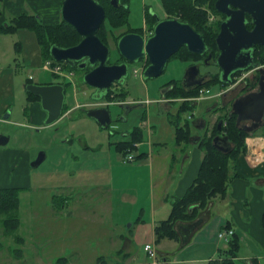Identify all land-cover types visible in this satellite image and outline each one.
I'll list each match as a JSON object with an SVG mask.
<instances>
[{
    "label": "rangeland",
    "instance_id": "obj_1",
    "mask_svg": "<svg viewBox=\"0 0 264 264\" xmlns=\"http://www.w3.org/2000/svg\"><path fill=\"white\" fill-rule=\"evenodd\" d=\"M61 3L59 0H0V9L4 12L0 13L4 17L0 24L10 23L14 16L22 12L41 16L44 22H60ZM143 3L149 4L162 17L168 14L163 0H130L131 13L128 14V18L134 26H140L144 21ZM203 8L207 11L209 23L215 25L218 20L223 19L221 14L214 12L207 5ZM116 58V55H112L111 61H115ZM46 61L42 58L38 38L33 30L20 28L13 32H0V103L6 101L12 108L0 113V134L10 136L7 144L0 145V186L24 188L20 193L19 208L22 225L17 229V233L29 238L31 255H33L27 261H14L11 264H101L97 258L101 255L98 240L103 234V229H106L104 225L118 222L116 232L121 235L132 223L130 220L125 221V215L137 212L136 208L140 207L135 206L132 201L136 186L132 181H136V178L132 177L134 175L132 172L126 170L127 166L140 162L136 159L139 156L137 152L140 151L137 147L144 144L140 149L144 148L147 151L152 147L154 151H158L159 148L161 150L157 140L162 124L167 127L163 137L167 150L172 151L175 147L172 137L173 126L161 115L162 112L156 109L157 104L154 100L159 98L161 89L167 82L172 79H182L188 63L172 60L167 64L165 71L154 78L143 77L141 62L130 63L124 83L127 89L124 98L128 103H137L141 100L143 104L132 109L127 114V118L112 122L108 128H104L85 112V108L95 104L91 99L94 89L85 83L82 71L74 68L71 71L73 74L70 73L67 78H62L61 75L56 77L53 72L43 68ZM62 69L67 70V68ZM218 70L217 65H206L201 69L202 72H211L208 78ZM62 79L64 82H69L66 90L67 109L64 113L79 102L85 103V106L73 108L66 116L62 115L50 125H46L44 119H32V109H29L24 85L28 80L34 83H54L61 82ZM247 79L252 80L251 71L239 75L234 84L205 87L203 89L206 90L197 96L168 93V103H179L177 110L174 108V113L171 114L172 121L178 120L182 126H188L192 135L209 137L212 133L213 121L231 112L230 100L243 91ZM150 100H153L152 105H149ZM212 101L218 104L208 107V103ZM193 102H195L194 107ZM187 103L188 108L184 107ZM110 107L117 110L114 105ZM9 109L11 115L8 119H4L3 116ZM192 117L193 120L196 118L197 122L203 120L208 123L207 133L190 126L188 120L192 124ZM135 127L143 131V140L136 142L135 149L131 151L135 154V159L125 161L126 155L116 147V143L129 139V134ZM151 130L155 133L150 134ZM259 130L260 128L250 134L255 132L259 134ZM124 132H128V135H124ZM188 141L189 139L183 141L186 145L185 151H198V149L205 151L197 142L192 144ZM86 146L89 147L85 148ZM40 151H45L46 158L40 165L33 166L32 161ZM135 175L140 180L141 175ZM146 183L137 184L140 204H144L147 199ZM68 192L77 200L74 202L78 207L76 217L84 225L75 235L74 242L84 247L77 254L64 251L70 243L67 237L62 235L65 229L63 219L66 215L63 214L62 209L66 199L60 198L57 203L51 202L52 196L54 201L57 193L62 196ZM216 199L224 204L220 196ZM52 204L53 209H51ZM208 207L209 204L202 208L203 213ZM227 210L228 207H212L209 217L211 220L203 227V233L196 234L193 242L211 238L216 232L217 220L221 219L219 215L223 216ZM0 220L2 221V218ZM99 226L100 231L97 230ZM4 233L8 240L12 235L18 240L19 236H16V232L11 234L4 231ZM114 243L113 241L110 243L112 248ZM163 243V247L159 248H168L165 246L175 242H169L165 238ZM13 244L14 248L19 245L17 241ZM135 253L143 261L154 260L144 250V246L137 247ZM34 255H39L42 260L38 257L33 260ZM60 256L67 260L60 261L58 259Z\"/></svg>",
    "mask_w": 264,
    "mask_h": 264
},
{
    "label": "crops",
    "instance_id": "obj_2",
    "mask_svg": "<svg viewBox=\"0 0 264 264\" xmlns=\"http://www.w3.org/2000/svg\"><path fill=\"white\" fill-rule=\"evenodd\" d=\"M3 19L4 17L2 14L0 16V22ZM62 20L61 16V21ZM66 72L73 74V72ZM121 88L123 92L127 93L124 84ZM168 93H170L169 89H161L159 98L154 100V102L157 104L156 109L159 110L160 113L162 112L161 115L170 125L173 126L172 137L175 147L172 151L167 150L166 141L163 138L165 135L164 131H167V127L163 126V124L159 130V140H157V143L161 146V150L159 148L160 151H154V148L152 147H149L147 151L144 148L140 149L144 144L137 147L140 151L137 152L139 156L136 159L140 160V162L127 166L126 170H128L129 173L132 172L134 174L132 177L136 178V181H132L134 186L136 185L135 192L133 193L135 195L133 196L134 198L132 201L135 206L139 205L140 207L136 208L137 212L132 213L131 215H125V221L130 220L132 223L128 227V230L121 233V235L116 232L118 222L104 225V228L106 229H103V234L99 236L98 240L100 246L99 252L101 253V255L97 256L98 261L101 264L151 263L148 260L143 261L135 251L137 247L145 246L147 243H153L154 246L158 245L156 248L158 257H160V259L163 257H169L170 264H208L210 260H215L220 256V252H222L221 250L227 248L231 239L230 238L227 241L220 238L219 233L223 230L232 228L234 230V235L240 240V248L237 256L234 258L235 263L264 264V135L260 133L250 134L251 136L246 139V151L238 153L235 163L230 167V179L225 195H216L211 198L208 202L209 207L204 213L201 208L198 218L202 221L194 229L189 240L186 243H182L181 239L167 238L169 242L174 241L175 243L165 246L168 248H159L161 246L163 247L165 238L160 242H156L154 231L155 226L158 222L160 223L161 220L168 218L172 209L173 201L182 197L189 186L194 182L199 172L198 168H200L205 155V151H200L199 149L198 151H185V143L182 142L179 144L177 142L175 125L171 119V114L174 113V108L177 110L179 103H168ZM150 101L149 105H152L151 103L153 100ZM65 104H67L66 100ZM84 104L85 103L81 102L75 104L65 112L63 116H66L73 108L84 107ZM217 104L218 102L212 101L208 103L207 106L211 107L216 106ZM29 107V109H32V119L45 120L47 117V111L42 108L40 101H36L35 99L29 103ZM8 108L12 110L11 104H7L6 101L0 103V113H3ZM28 110L26 112H28ZM191 110L193 111V108ZM3 118L8 119L5 118V115ZM193 118L194 117H192L191 120H193ZM195 119L192 124L188 120L190 126L196 127L197 119ZM150 121H152L151 116ZM215 122L216 121L214 120L213 125ZM202 124L207 128L209 126L208 123L203 120ZM179 125L181 126V124ZM154 133L155 132L151 130L150 134ZM124 135H128V132H124ZM197 135L198 134H193L188 142L192 144L196 142L198 143V141L194 140ZM87 147L89 146H86L85 148ZM135 174L141 175L140 180ZM143 182H147V199L144 204H140V197L137 194V184ZM57 195L61 194L57 193ZM62 196L66 198V202L63 203L64 206L62 209L63 214H66V219H63L65 222V229L63 230L62 235L66 236L67 240L70 242H68L69 245L66 246L64 251L66 253L71 251L72 253L77 254L80 253L81 248L84 247L74 242L75 235L76 232L78 234L79 230L83 229L84 225L83 222H80V219H77L76 217L78 215V207L74 202L77 200L73 199L74 197L70 192L66 195L63 194ZM217 196L222 198L221 200L224 204L216 199ZM51 202H53V196ZM216 206H222L223 208L228 207V210L223 216L222 214L219 215L221 219L217 220L216 232H214L212 237L208 240L193 242V238L198 232L203 233V227L211 220L209 218L211 216V209ZM51 209H53V204L51 205ZM101 220L102 218L100 221ZM21 225L22 219L19 228ZM98 229L100 231L101 227L97 228V230ZM17 231L16 236H21L24 239V242L14 248L15 245L13 243L16 241V238H13L14 235H12L8 240L6 238L7 235L5 236L3 227H0V264H11L14 261H27L32 258L33 255H31L32 249L30 248L31 242L29 238L25 235L18 234ZM2 238H4V240L6 239V241H1ZM118 240L120 243H118ZM112 241L115 242L113 248L110 245ZM18 248L21 250L17 251L16 249ZM37 257L42 260L39 255H34L33 260ZM61 257L63 256H60L58 259L63 261L60 259Z\"/></svg>",
    "mask_w": 264,
    "mask_h": 264
},
{
    "label": "water",
    "instance_id": "obj_3",
    "mask_svg": "<svg viewBox=\"0 0 264 264\" xmlns=\"http://www.w3.org/2000/svg\"><path fill=\"white\" fill-rule=\"evenodd\" d=\"M215 7L226 15L221 21L220 31L216 36V44L219 53L211 63L220 69V78L224 83H232V74L238 70L257 68L260 74L259 90L247 92L235 98L231 106V112L236 114V128L253 133L264 126V66L260 60H255L257 46L264 45V0H216ZM63 19L73 25L82 39L75 45L61 47L52 45L51 57L60 62H66L74 67L76 61L85 59L79 64L83 69L89 62L93 68L83 75L85 83L95 89L93 99L103 98L110 86L115 83H124L129 73V64L126 62L109 63L110 47L97 35L104 20L105 9L96 0H64L62 5ZM249 22L253 24L249 28ZM186 45L189 51L197 54H205L208 50L207 42L203 34L197 31L191 23L179 18L171 17L157 19L154 33L148 39L135 34H126L118 42L120 53L127 62H137L145 54L149 64L143 70L144 78H154L163 73L169 57ZM212 57V51H210ZM207 60H205V63ZM183 83L187 89L202 85L208 78V74L201 75L199 65L193 64L183 76ZM26 91H30L40 97L41 106L47 111L44 120L46 125L55 123L62 115L66 100V86L62 82L34 83L24 85ZM108 105L119 108L127 107L124 114L138 105L129 106L130 103L123 97L102 105L86 108L85 112L91 118L97 120L100 126L108 128L115 120L112 117V109ZM10 116V111L5 113V118ZM121 119H125L123 116ZM221 118L218 123V131L222 130ZM200 136L194 138L199 141ZM10 136L0 134V145L9 142ZM213 146L221 152H230L233 144L227 134L218 133L211 141ZM46 158L45 151H40L33 166L40 165ZM201 219L187 223L177 224L182 242L189 240L194 229L201 223ZM162 264H170L169 257H163Z\"/></svg>",
    "mask_w": 264,
    "mask_h": 264
},
{
    "label": "trees",
    "instance_id": "obj_4",
    "mask_svg": "<svg viewBox=\"0 0 264 264\" xmlns=\"http://www.w3.org/2000/svg\"><path fill=\"white\" fill-rule=\"evenodd\" d=\"M216 0H163L164 7L169 15H174L182 21H186L192 24V26L199 32H201L207 42L209 48L214 51V55L217 56L219 49L216 44V36L220 31L221 20L217 23H209L207 11L204 10L203 6L207 5L214 12H218L224 17V14L219 12L215 7ZM128 11L124 15L119 14L117 17L122 21L128 18ZM0 13H3L0 9ZM1 16V15H0ZM116 17L111 14L108 20L112 23ZM20 28H27L33 30L38 38L40 45V51L42 53V58L45 60H54L51 57V47L56 44L61 47H68L77 44L81 35L77 32L75 27L70 23L62 20L58 23H46L36 14H29L22 12L19 15L14 16L10 23L0 24V32H13ZM184 54H193V60L201 59L203 55L197 53H191L189 50L181 51L177 56H183ZM255 58L260 60L261 64H264V45L257 46L255 51ZM63 68H67L66 71H73V67L69 66L66 62H60ZM77 69V68H76ZM84 74L85 71L79 69ZM248 70V69H247ZM246 70H238L232 74V83L237 80L238 76L241 75ZM56 77L60 75L55 74ZM32 81H27V83ZM65 84L66 88L69 86V82L61 81ZM231 83V84H232ZM212 85L228 86L229 84L224 83L220 78V69L211 75L202 85L193 87L191 89H186L180 87V85H175L174 89L169 90L171 94L174 95H184V96H197L201 89L207 87L210 88ZM27 101L31 103L36 99L40 101V97L35 95L30 91H26ZM119 96L124 98L125 92H118ZM193 102V107H194ZM188 103L184 107L188 108ZM182 108V109H187ZM67 109V105H64V111ZM228 113V112H227ZM226 122L224 129L226 134L229 136L232 142L233 148L230 152L224 153L219 151L213 146L211 142L214 136L219 133V131H212L211 135L207 138L201 137L198 143L205 150V155L197 177L194 182L189 186L185 194L177 198L172 203V209L170 215L167 219L161 220L155 226L156 242H160L164 238L168 239H181L180 233L177 230V224L180 222H194L199 220V213L201 208H204L209 200L216 195L224 196L228 182L230 179V167L235 163L238 153L246 151V138L250 133L245 132L239 128H236V114H226L222 117ZM177 121V120H175ZM223 121V124H224ZM178 122V121H177ZM177 122H174L175 133L177 142L181 143L191 139V133L188 126H180ZM142 132L140 128L135 127L134 130L129 134L130 138L127 140L120 141L116 143V147L120 149L125 155L135 149V143L143 140ZM260 134L264 135V126L259 130ZM256 133V132H255ZM23 187L10 186V187H0V218H2V227L7 233H15L21 224V219L19 216L20 208V193ZM66 199L60 195L55 196L54 203L58 200ZM17 243L20 245L24 242V239L19 236ZM183 243V242H182ZM186 243V242H185ZM240 248V240L234 234L232 235L227 248L221 250L220 256L215 260H210L208 264H236L234 258L237 256ZM20 251L21 249H16ZM65 259L61 257L60 259ZM160 258V257H159ZM162 259V258H161ZM160 259V260H161ZM150 264V263H147Z\"/></svg>",
    "mask_w": 264,
    "mask_h": 264
},
{
    "label": "flooded vegetation",
    "instance_id": "obj_5",
    "mask_svg": "<svg viewBox=\"0 0 264 264\" xmlns=\"http://www.w3.org/2000/svg\"><path fill=\"white\" fill-rule=\"evenodd\" d=\"M60 1L62 2L61 3V9H62V5H63L64 0H60ZM96 1L101 3L103 5L104 9H105V17H104V20H103V22H102V24H101V26H100V28H99V30L97 32V35L101 38V40L105 44L109 45L110 53H111L110 54L109 63H113V64L115 62L116 63L126 62L129 65H130V63H136V62H127L126 58L120 53L119 48H118V42H119V40H120V38L122 36H124V35L126 36V34H135V35L142 36L143 39L146 40V39H148V37L153 35L154 29H155V25L157 23V19L158 18L164 19V18L176 17L174 15H169V14H167L166 17H162V16H160V14L158 12H156V10L154 8L150 7L149 4L143 3L144 21H143L142 25L134 26V25H132L130 23L129 18H127L125 21H124V19L122 21H120V19H118V17H117L119 14L124 15L126 11H128L127 12L128 14L131 13L130 0H96ZM60 13L62 15L61 11H60ZM111 14H113L116 17L114 19V22H112V23L108 20V17ZM225 17H226V15L224 14L223 19H225ZM176 18H178V17H176ZM62 19H63V17H62ZM248 26H249V28H251L253 26V24H251L249 22ZM81 39H82V35H81ZM112 43H113V45H112ZM186 49L189 50L186 45L181 46L178 51H176L175 53H173L169 57L167 64L170 61L175 60V59H177V60H179V61H181L183 63H188L186 71H187L188 68L192 67L193 64H198L199 65V71H200L201 75H204V74L210 75L211 72H207V73H206V71L202 72L201 69H202L203 66H206V65L207 66L215 65V64L211 63L212 59L214 57H216L214 55V51L211 48H208L206 53L203 54L202 58L201 59H197V60H193V54H184L183 53V56H180V55L177 56L179 54V52L180 53H181V51L184 52ZM210 51H212V57L209 56L210 55ZM191 53H193V52H191ZM112 55H116L117 56L115 61H111ZM84 60L85 59L80 60V61H76L73 68L81 69V68H79V64L81 62H83ZM205 60H207L206 63H205ZM255 60H258V58H255ZM137 62H141L142 63L141 70H144L146 68V66L149 64L148 56L145 54V56L141 57ZM92 68H93V66H91L90 63L88 62L86 67H84L82 70L85 71L84 73H86L87 70L89 71ZM135 70H136V68L134 69V71ZM249 71L252 72V80L247 79L245 81L244 86H243L244 87L243 91L238 96L243 95V94H245L247 92L258 91L259 88H260L259 87V80H260V74L261 73L259 72V70L257 68H254V67H251L248 70H246V72H249ZM183 79H184L183 76H182V79L180 78L179 80L172 79L171 81L167 82L163 86L162 89H166L167 88V90L168 89L172 90V89H174L175 85H180V87L182 86V87L186 88L184 86ZM125 81H126V79H125ZM124 83L121 84V83H115L114 82L110 86L109 90L104 95V97L100 98V99H93L92 95L95 93V89L93 88L94 92L91 95V99H92V102L95 103V104L93 106H89V108L90 107H94V106H98V105H102L103 103L111 104V102L115 101L118 97H120L118 92L121 91V87L123 86ZM66 90H67V88H66ZM238 96H236L233 99H231L230 102L233 103L235 98H237ZM142 104H143V101L139 100L137 103H130L129 106H133V105L134 106L135 105L141 106ZM108 106L110 107L111 105H108ZM116 108H117V110L116 109L114 110L113 107L111 108L112 109V117H113V119H115L113 122H119L120 120H122L120 118L121 116H123L124 118H127L126 116H127L128 113L124 114L126 112V110H127V107H124L123 109L119 108V107H116ZM230 114H234V113L230 112ZM220 119L221 118H219L214 123L213 128H211V132L215 131V130L218 131V123H219ZM225 123H226L225 121H224V124L222 123V130L219 131V133L222 134V136L224 134H226L225 129H224ZM195 129H198V130H200L202 132H206L208 130L207 127L203 126L202 121H199V122L196 123ZM191 136H192V134H191Z\"/></svg>",
    "mask_w": 264,
    "mask_h": 264
},
{
    "label": "built area",
    "instance_id": "obj_6",
    "mask_svg": "<svg viewBox=\"0 0 264 264\" xmlns=\"http://www.w3.org/2000/svg\"><path fill=\"white\" fill-rule=\"evenodd\" d=\"M263 66H264V64H263ZM43 68L48 69L55 74L61 75V77H63V78H67L68 75L70 76V73L66 72L65 69H62L63 68L62 65H60V63L55 62V60H51V59L47 60L44 63ZM204 90H206V89H201L200 92H204ZM135 157H136L135 154L130 152V153L126 154L124 160L125 161H131V160L135 159ZM233 234H234V230L232 228H229L227 230L221 231L219 233V237L228 241ZM144 249H145V251L148 252V254L151 257L154 258V260L150 264H160L159 259H158V252H157V249L155 248L154 244L147 243V244H145Z\"/></svg>",
    "mask_w": 264,
    "mask_h": 264
}]
</instances>
